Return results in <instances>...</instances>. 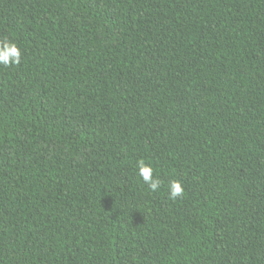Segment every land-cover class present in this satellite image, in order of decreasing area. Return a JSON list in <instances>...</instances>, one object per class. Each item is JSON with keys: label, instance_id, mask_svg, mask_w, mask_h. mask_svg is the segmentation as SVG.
<instances>
[{"label": "trees", "instance_id": "1", "mask_svg": "<svg viewBox=\"0 0 264 264\" xmlns=\"http://www.w3.org/2000/svg\"><path fill=\"white\" fill-rule=\"evenodd\" d=\"M3 40L0 264H264V0H0Z\"/></svg>", "mask_w": 264, "mask_h": 264}, {"label": "clouds", "instance_id": "2", "mask_svg": "<svg viewBox=\"0 0 264 264\" xmlns=\"http://www.w3.org/2000/svg\"><path fill=\"white\" fill-rule=\"evenodd\" d=\"M22 51L17 43L10 40L0 41V65L11 67L19 66L21 63ZM154 169L151 165L140 161L137 164V176L147 185L151 191H158L161 187V180L153 175ZM168 195L176 200L184 195V188L179 180H172L168 185Z\"/></svg>", "mask_w": 264, "mask_h": 264}]
</instances>
